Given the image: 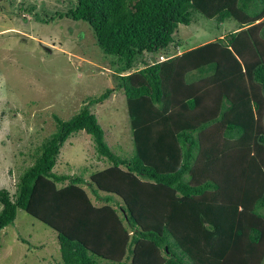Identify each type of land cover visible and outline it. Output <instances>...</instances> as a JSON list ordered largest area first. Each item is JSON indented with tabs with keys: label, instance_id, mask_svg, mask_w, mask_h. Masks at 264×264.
<instances>
[{
	"label": "trees",
	"instance_id": "trees-1",
	"mask_svg": "<svg viewBox=\"0 0 264 264\" xmlns=\"http://www.w3.org/2000/svg\"><path fill=\"white\" fill-rule=\"evenodd\" d=\"M73 1L67 16L116 57L115 85L54 116L14 193L0 188V233L22 209L56 233V264H264V0ZM197 14L236 27L152 61ZM120 90L130 155L90 109ZM79 131L106 162L88 179L53 169Z\"/></svg>",
	"mask_w": 264,
	"mask_h": 264
},
{
	"label": "rangeland",
	"instance_id": "rangeland-1",
	"mask_svg": "<svg viewBox=\"0 0 264 264\" xmlns=\"http://www.w3.org/2000/svg\"><path fill=\"white\" fill-rule=\"evenodd\" d=\"M73 5V0H0V188L11 194L18 174L33 162L38 146L55 131L54 116L69 119L89 97L115 85L117 69L111 62L116 57L102 52L88 23L67 16ZM196 17L197 22L179 24L175 38H179L180 47L174 42L167 54L214 40L236 27L233 20L218 24L199 14ZM157 55L149 54L152 61ZM90 109L112 151L132 154L124 93L116 91ZM104 165L91 137L79 131L61 146L53 169L57 174L76 173L88 179ZM59 261L56 233L17 209L14 222L0 233V264Z\"/></svg>",
	"mask_w": 264,
	"mask_h": 264
},
{
	"label": "clouds",
	"instance_id": "clouds-1",
	"mask_svg": "<svg viewBox=\"0 0 264 264\" xmlns=\"http://www.w3.org/2000/svg\"><path fill=\"white\" fill-rule=\"evenodd\" d=\"M179 52H180V51H179ZM178 54H179V53H178ZM172 55H173V54H170V55H167V54H166V55H165V54L162 53V54H160V55L157 57V59H156L155 61H157V62H159V61H164V60L168 59V58H169L170 56H172ZM160 56L165 57V59H164V60H160V59H159Z\"/></svg>",
	"mask_w": 264,
	"mask_h": 264
},
{
	"label": "built area",
	"instance_id": "built-area-1",
	"mask_svg": "<svg viewBox=\"0 0 264 264\" xmlns=\"http://www.w3.org/2000/svg\"><path fill=\"white\" fill-rule=\"evenodd\" d=\"M159 59H160V60H164V59H165V57H163V56H160V57H159Z\"/></svg>",
	"mask_w": 264,
	"mask_h": 264
}]
</instances>
